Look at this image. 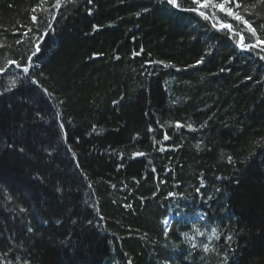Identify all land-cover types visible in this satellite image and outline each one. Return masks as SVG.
Wrapping results in <instances>:
<instances>
[{"label": "trees", "instance_id": "16d2710c", "mask_svg": "<svg viewBox=\"0 0 264 264\" xmlns=\"http://www.w3.org/2000/svg\"><path fill=\"white\" fill-rule=\"evenodd\" d=\"M47 1L0 0V264H264V0Z\"/></svg>", "mask_w": 264, "mask_h": 264}, {"label": "bare ground", "instance_id": "6f19581e", "mask_svg": "<svg viewBox=\"0 0 264 264\" xmlns=\"http://www.w3.org/2000/svg\"><path fill=\"white\" fill-rule=\"evenodd\" d=\"M159 1L163 2V0H159ZM73 2H74V0H61L59 5H57V0H50L48 2L49 5L53 6V7L50 6L49 8H51L52 13L54 15L52 20H51V22L48 21V25L50 27L49 28L50 30H52V28H53V24H54L53 21L56 18V16L59 15L64 9H66L70 4H73ZM164 4H166V3H164ZM170 7H172V6H170ZM173 8L176 9V10L180 9V11H183V12L187 13V7L180 6V3H177V6L173 7ZM189 12L193 13V14H196V13H199L200 11H198V10L197 11L190 10ZM259 44L260 43L254 44V47L259 46ZM34 52H38V49H36ZM30 61H32V59H30ZM10 67L11 66H9L8 68H10ZM0 85H1V83H0ZM10 88H12V86H10ZM139 156H141V155H139ZM173 197H174V193L173 192L168 193V197H167L168 201H171V199L173 200ZM202 205L203 206L201 208H199L200 206L196 208V210H195V212L193 214L194 216L192 218V221H193V219H194V221H195V219H197V221H202L205 225H208V223H206L208 217L206 216L207 212L204 209L205 205L204 204H202ZM167 210H168L167 213L165 215H163V218H162L163 219L162 222H163V225H164L165 229L168 228L167 230H165V234H167L169 232V228L171 226H173V223H172L173 220H177L178 223L183 225L182 227L187 229V224H185L186 221H187V215H186L187 210L184 211L183 209H181L180 205L179 206L178 205L177 206H171V207L167 208ZM180 238L182 240L181 235H180ZM219 240H220V238H219ZM190 250H192V249L190 248ZM88 255L86 253H82L79 256L80 257V259H79L80 262L83 263V264H88L87 263V259H85V258H89L90 259V257ZM124 259H125V263L124 264H134L133 261H132L133 260L132 258H130L128 256L127 257L125 256ZM115 264H120V263H115Z\"/></svg>", "mask_w": 264, "mask_h": 264}, {"label": "clouds", "instance_id": "9594fccd", "mask_svg": "<svg viewBox=\"0 0 264 264\" xmlns=\"http://www.w3.org/2000/svg\"><path fill=\"white\" fill-rule=\"evenodd\" d=\"M218 225H205L202 221H192L187 229L181 231L183 242L191 249H198L205 254L216 250L220 238Z\"/></svg>", "mask_w": 264, "mask_h": 264}, {"label": "snow or ice", "instance_id": "6c2138e0", "mask_svg": "<svg viewBox=\"0 0 264 264\" xmlns=\"http://www.w3.org/2000/svg\"><path fill=\"white\" fill-rule=\"evenodd\" d=\"M60 2H61V0H57V5H59ZM163 2L166 3L169 6H172V7H176L177 6V0H163ZM192 3L194 5L199 6L200 8H207V7H209L211 5V0H192ZM216 6L220 9V11H226L225 5L223 3L217 4ZM192 10L193 11H197L196 8H193ZM198 14L201 15V16H204L205 18H207L204 12H199ZM229 14L235 15L232 12H229ZM32 19L35 20L36 17L33 16ZM236 19L240 20V19H242V17L237 15ZM224 27L228 28V27H231V26L230 25H225ZM259 43L264 44V41H260ZM252 47H254V45H248V48H252ZM197 63H201V61H198ZM9 64H10V66H11V64H15V66L17 68H20L24 73H28L29 72V67L26 66V64L23 67H22L21 63H18V62H15V61H10ZM3 71H4V69L0 68V72H3ZM188 127H189V129H192V125H190V124L188 125ZM164 139H168L166 134H165ZM196 147L199 148V145H197Z\"/></svg>", "mask_w": 264, "mask_h": 264}, {"label": "rangeland", "instance_id": "374dc122", "mask_svg": "<svg viewBox=\"0 0 264 264\" xmlns=\"http://www.w3.org/2000/svg\"><path fill=\"white\" fill-rule=\"evenodd\" d=\"M48 2L49 1H47V4H48ZM225 5V4H224ZM48 6V5H47ZM225 8H226V11H220V9L217 7V12H219V13H223V14H228L229 16H231V17H235L234 15H231V14H229V12H231V11H229L228 10V8H227V6H225ZM208 16V15H207ZM224 25H228V24H224ZM223 25V26H224ZM245 26H246V29H250L251 27L249 26V24L248 23H245ZM224 29V27L222 28V30Z\"/></svg>", "mask_w": 264, "mask_h": 264}, {"label": "water", "instance_id": "95a60500", "mask_svg": "<svg viewBox=\"0 0 264 264\" xmlns=\"http://www.w3.org/2000/svg\"><path fill=\"white\" fill-rule=\"evenodd\" d=\"M223 28V27H222ZM222 28H220V29H222Z\"/></svg>", "mask_w": 264, "mask_h": 264}]
</instances>
